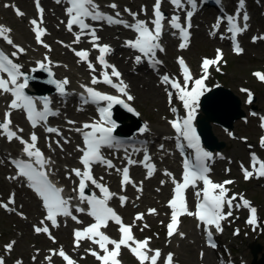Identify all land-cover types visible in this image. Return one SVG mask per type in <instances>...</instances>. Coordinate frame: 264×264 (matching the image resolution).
Masks as SVG:
<instances>
[{
    "label": "snow or ice",
    "instance_id": "obj_1",
    "mask_svg": "<svg viewBox=\"0 0 264 264\" xmlns=\"http://www.w3.org/2000/svg\"><path fill=\"white\" fill-rule=\"evenodd\" d=\"M163 0H155L153 6V16L154 18L149 22L143 19H136L138 13H133L129 9H125L126 12L131 15L135 22L129 23L126 20L120 19L121 13L116 12L115 15H109L100 10V5L96 3V0H56V3H64L67 5L65 12L68 17L66 27L69 32L73 31V27L79 28V32L75 33V39L73 43H80L81 36L90 35L93 47L99 50L100 55L97 57L98 63L103 67L102 80L92 76L91 84L96 85L99 83H104L110 85L111 87L117 89L121 96L110 95L96 90L93 87L82 84L81 88L84 89L87 95L81 94V99L83 103H93L100 105L101 102L105 103V106L98 107V112L100 119L93 121L91 123H85L82 128H77V132H81L83 136V147L78 146V150L82 153L80 156V163L82 168L71 169V174H74L78 178V184L73 187L72 192L76 193L75 196L65 197L63 195L64 189L62 187H57L49 179L50 165L53 163L50 158L45 157L44 153L39 147H37L38 137L35 132L31 133L30 139H25L19 133H23V129L19 128L17 130H12V120L10 119L13 110L23 109L26 113L27 119L33 128L40 124H47V118L51 115H59L58 112H54L50 109V101L48 98L43 99V109H37V99L26 93V89L29 86L30 77L26 75L22 69V65L14 62L12 57H18V54L25 52V49L15 44L10 36L11 29L0 25V39H3L8 45H11L16 51L9 54L5 53L3 49H0V95L10 94L12 99L8 104V110L4 114V119L0 121V135L5 136L8 142H12L14 139L18 141L22 146V152L27 159L16 158L11 159L12 165L16 168V173L7 177L10 181L22 180L27 182V186L32 189L35 194L42 201V206L46 211L45 217L40 221L42 226H34V231L36 233H44L49 236V238L55 240L50 232V228L45 221L51 223L52 227H59L58 217H70L73 221L77 223H82L76 215L73 214L71 201L73 199H78L81 203H87L89 209L87 215L93 218L94 222L82 229L74 230V244L79 247L81 241L87 240L92 244L98 246L100 251L95 249H88L92 256H94L100 264H120L118 259L121 249L127 248L132 252V254L137 258L139 264H158V260L161 257V250L152 249L149 247L150 239L145 238L144 240L137 239L133 234L134 225L125 224L122 217L109 206V201L117 194L110 191L109 188L99 182L93 175L92 167L94 164H102L107 168H115V165L111 160H108L102 154V149L104 147L114 148L118 146L121 142L113 134L117 124L111 118V110L113 105H123L129 112H135L126 101H133L135 97L131 95L128 91V85L122 80L120 71L115 65L108 63L106 56L110 54L113 49L110 45L99 44V37L97 36L96 29L86 22L91 21H106L109 25H123L126 28H131L135 33V39H130L125 42V46L129 47L140 55L134 57L135 63L140 64L144 59L147 60L148 64L152 68H156L157 65L161 64L162 61L157 59V52H163L164 48L160 43V39L164 32V21L166 19L164 13L161 10ZM171 5L174 6L176 10H183L186 6H190V9L186 11L185 23L181 22V16L179 14H174L169 20L170 27L176 32L173 35H179L181 43L179 47L184 49L188 46L190 40V31L192 27L191 20L198 8V0H170ZM36 6L39 12V20L33 19L30 21L33 26L32 30L35 34V39L38 44H42L46 49H50V46L42 40V37L46 35V29L41 27L43 24V13L44 9L40 7V0H36ZM8 7V5H5ZM14 7V6H13ZM108 7L112 9H117L118 5L111 3ZM239 7L243 9L244 0H239ZM146 13V9H142ZM16 13L19 16H23L24 13L19 9H16ZM241 13L238 11L235 15H229L226 17H218L217 23L213 25V28L218 31L221 24L226 21L227 31L231 33V40L233 41V48L236 53H242L243 48L238 43L236 37L238 34H242L247 31L248 25L244 23L243 26L239 23ZM242 20L247 22L249 20L248 14L245 12L242 16ZM152 25V27L149 26ZM216 31L210 33L211 35H216ZM224 38V37H221ZM257 39L264 40V36L253 37V42ZM62 43V42H61ZM69 46V45H66ZM70 47V46H69ZM75 55L80 58L81 62L87 63L88 68L95 72L96 66L89 60L88 50H75L73 49ZM223 57V52L217 49V56L215 59L205 58L202 62L201 68L203 76L199 79L193 80L191 72L186 65L184 59L178 58V63L181 66L184 83H181L171 78L169 75L165 74L161 77V83L170 86L178 92V99L182 102L183 108L186 114L183 117L177 116L176 119L170 120L169 124L177 133V140L181 138L184 143H178L177 147L180 149L181 153H184L185 148L193 150V155L185 156L183 161V175L181 180H176L171 172H165V174L172 178V183L174 184L173 196L168 202L171 211V220L167 225L168 236L171 237L178 227V217L181 215L194 216L197 220L203 224L207 230V236L209 238V244L212 248L217 245L212 242L213 228L215 231H222L221 221L226 218V216L232 215L231 211L227 213L224 212V208L227 205L229 208L232 207L233 201L236 200V196L228 197V189L225 187L228 184L233 183L231 180L224 181L222 183H216L210 179L208 173L210 171L208 161L212 159L213 153L206 151L202 145L200 136L197 133L194 121L196 119L197 109L200 106V97L207 90L204 84V80L207 78L208 69L210 65H216ZM48 64L51 61L45 57ZM40 68L44 70H49L47 64L43 61L37 62ZM108 69H111L109 73ZM219 71V68H217ZM5 74L7 78H5ZM51 74V73H50ZM261 81H264V74L254 73ZM113 77H116L119 82L113 81ZM192 82V87L189 88V82ZM52 83L56 85L59 92L62 95H66V86L70 83L67 78L62 81L53 80ZM167 91V88L165 89ZM242 91L248 92L247 89H242ZM173 93L168 91L169 103L171 104ZM252 102V94L248 92V103ZM171 111L177 113V108L172 107ZM139 115V113H136ZM255 115V113H253ZM264 119V118H262ZM69 124L75 123L69 120ZM264 127V124L261 125ZM87 130V131H85ZM46 131L48 133H55L57 135H62L60 130L55 127H47ZM150 129L147 124L141 129V132H148ZM67 142V140H65ZM56 143L59 145L60 141L57 140ZM261 146L264 147V137L261 138ZM51 147V144H49ZM163 148V145H161ZM151 157L145 154L143 161H140L144 167L148 170L147 177L150 178L155 172V165L149 163ZM2 163V161H0ZM137 161L128 158V164H136ZM251 167L252 171L247 168H243L244 178L247 180L255 174L257 178L264 177V160L260 159L255 153L251 156ZM117 172L122 173L121 184L122 187L128 184H134L129 175L128 167L123 169L116 168ZM70 174V175H71ZM103 178H101L102 180ZM76 182L74 181V184ZM161 183H164L161 181ZM198 183H202L203 187L198 188ZM95 187L99 189L101 193L97 196L95 192L92 195H86V189L90 187ZM191 187L197 189L195 195L197 197L196 211H189L186 200V190ZM142 191V182L137 189ZM139 198V197H138ZM121 206H124L127 202L126 196L119 197ZM242 204H237V207H249V201L240 197ZM15 204V193L9 197L7 203H0V208H3L9 212H15L16 209L10 207L9 205ZM251 218L247 221L249 224H256V208L251 207ZM76 212L83 213L85 209L79 207L75 208ZM149 214H156V209L152 208L148 210ZM23 216V213H18ZM144 213H138L135 217L137 221H143ZM26 218V217H25ZM109 221L114 222L119 226L118 231L120 233V239H113L106 234L102 229L108 227ZM144 228L149 227L144 224ZM143 230V228L141 229ZM183 236V233H180ZM15 241L5 245V249L8 252L13 250ZM111 246V248L109 247ZM102 253V254H101ZM149 253H152L151 255ZM59 255L66 264H76L63 248L59 249L58 253L53 250L52 255L46 257L49 264H52V256ZM173 253H168L164 264H173ZM203 255V253L201 254ZM36 257H33L35 260ZM0 264H5L3 257H0ZM16 264H23L22 261L17 260Z\"/></svg>",
    "mask_w": 264,
    "mask_h": 264
},
{
    "label": "rangeland",
    "instance_id": "obj_2",
    "mask_svg": "<svg viewBox=\"0 0 264 264\" xmlns=\"http://www.w3.org/2000/svg\"><path fill=\"white\" fill-rule=\"evenodd\" d=\"M102 3H107L110 0H99ZM139 4H141V2H138ZM61 13L63 14V11L60 10ZM53 13V12H52ZM3 16L5 21L7 22V24L12 23V25L15 26H20V24L23 25V29L27 32V24L25 22L22 21H18L17 19H15L11 13L10 10H4L3 9V3L0 4V16ZM20 28H16V30L18 31ZM205 28L203 27V29L201 28L200 31L197 32L195 39H194V43L192 45V47L190 48V50L187 53H184L186 58L190 61V63L195 67L197 64L200 63L201 61V57L203 55L205 56H212L213 51H214V46L217 45V43L219 42L218 40H214V41H210L207 39V37L205 36ZM15 32V31H14ZM263 33L264 34V26L261 28V30L259 31V33ZM21 33H15V40L17 42H23V44L27 45L29 44V38L27 36H24L23 40L19 39V35ZM250 41V36L247 37V41H246V52L245 54L238 58V57H234L232 56L230 53L227 55L226 60L223 62V65L220 69V72H223L225 75V70L223 68H227V73L224 77H222V82L221 85L226 86L227 88H230L231 90H233L234 94L238 96L239 100L241 101V105H243L244 102V98L245 96L242 95L239 92V88L240 86H248L250 88L253 89V91L255 92L256 96H257V101L255 103V105L257 106V108L261 111L264 112V93L261 89L262 85H258L255 83V79H254V71L256 70H261L264 72V40H259L258 44L256 45H251L249 43ZM53 50L58 54L59 56V60L61 62H63V64H65V68H69V70L74 73V68L73 66L75 65L74 63H71L69 65H66L67 63L65 62V58L66 56V51L65 48L63 47V45H54L53 46ZM167 52L169 54V56L167 57V63L168 65H171V61H172V68L175 67V49L174 47H171L167 50ZM133 57H131L132 59ZM171 58V61H170ZM166 61V58H165ZM132 69L133 66L131 65ZM167 69V68H166ZM170 70V69H167ZM137 71V70H136ZM132 75L129 73L128 77L130 78ZM151 76V75H148ZM135 78V77H132ZM145 78V79H144ZM143 78V81H139V84L137 86V89L139 92H144V93H149V91L146 89V87H143V83L147 82V84L150 83L151 81V85L153 87H158L157 83L155 81H153V79L151 80L150 77L145 76ZM157 78V77H155ZM134 83V80H132ZM134 87V86H133ZM135 89V88H134ZM136 91V90H135ZM137 92V91H136ZM154 93V92H153ZM138 94V92H137ZM162 102H157L158 97L153 96V97H148L145 98L144 100L141 97H138L137 100V105L139 106V108L141 109V111L143 112V117L153 121L157 124H155V129L157 131H164L166 129V122H164V115L167 114V107H166V95L164 93H162ZM149 95H153V94H149ZM152 99H155V102L152 101ZM244 106V105H243ZM244 111L247 113L248 109L244 106ZM257 121L255 119H253V121L251 122L250 125H244L241 122H237L236 123V131L239 132L240 134H248L251 135V131L252 130H256V126L254 124H256ZM219 140L220 141H224L226 142V149L234 154L237 153H242L244 156H246V149L244 147L243 144L239 143V142H231L230 140L227 139V137H225L222 133H220L219 136ZM15 189V185L12 182H8L5 178H0V191H1V195L4 198H9V195L11 192H13ZM246 190H248L249 195L255 200V202L260 206L261 208V213L262 215H264V189H262L260 187V185L257 184H251L249 186H246L245 188ZM4 198L0 200L4 201ZM27 199V198H26ZM30 204V203H29ZM32 207H34L33 204H31ZM31 207V211L33 212L34 209ZM27 211H29L27 209ZM16 225H19V222L17 220L16 217H12L11 215L8 214H4L1 209H0V232L3 233L4 237H6L5 241H7L10 237H17L19 234L18 233H14L13 229L15 228ZM21 228L22 232L25 231V237L22 239V241L19 243V245L17 246L16 249H18L16 256H22L23 258H25L26 262L28 264H30V262L28 261L29 256L32 254L31 252V245L34 242L39 241V238H35L31 233H30V228L25 224V222H21V224L18 226ZM155 232L157 234H160V228L155 227ZM2 240V239H1ZM251 240H246L244 241V243L239 242L238 243V247H240V252L243 253L244 255H246L248 261L251 263L253 260V256L251 253V249L249 248L248 244L249 242H251ZM259 243H261L262 245V251L259 254V257L261 258L262 254L264 253V239H260L258 240ZM61 242H64V240H62ZM188 243H190V241H187ZM22 244L24 246H26V248H21ZM243 244V245H242ZM191 249H192V254L191 257L186 256V257H182V261L186 264H199V261L197 259V248L195 245H190ZM214 264H216V262L213 260ZM37 264V263H35Z\"/></svg>",
    "mask_w": 264,
    "mask_h": 264
},
{
    "label": "water",
    "instance_id": "obj_3",
    "mask_svg": "<svg viewBox=\"0 0 264 264\" xmlns=\"http://www.w3.org/2000/svg\"><path fill=\"white\" fill-rule=\"evenodd\" d=\"M204 116L199 119V126L201 132L205 135L210 134V123L217 122L225 126H231L233 121L244 116L240 111V105L236 98H234L228 91L218 89L207 96L203 102ZM214 138L209 137L208 142L213 143ZM260 248L254 249V260L252 264H264L263 258L258 260Z\"/></svg>",
    "mask_w": 264,
    "mask_h": 264
},
{
    "label": "bare ground",
    "instance_id": "obj_4",
    "mask_svg": "<svg viewBox=\"0 0 264 264\" xmlns=\"http://www.w3.org/2000/svg\"><path fill=\"white\" fill-rule=\"evenodd\" d=\"M20 3H22V4H27L28 3V1L27 0H18ZM260 3H258V4H256L255 6H254V8H258V7H260ZM60 17H62V13L60 14ZM57 18V17H56ZM59 19H57V21H58ZM57 23V22H56ZM55 23V24H56ZM54 24V25H55ZM21 25V27L20 26H17V27H19V28H23V25L22 24H20ZM53 25H50V27H52ZM16 32H17V30H16ZM104 36L106 37V38H109V37H111L110 36V34H109V32H107L106 34H104ZM19 39L20 40H23L24 39V36H22V34L21 35H19ZM175 54L177 55V56H182V55H185L184 54V52L182 51V50H180L179 48H178V46H177V52H175ZM122 61H123V63H127V58L126 57H122ZM140 68H142V67H140ZM139 68V69H140ZM129 71L126 69V74L128 73ZM70 75L73 77L74 75H73V73L71 72L70 73ZM125 75V74H124ZM130 79L131 80H134V83H133V86H134V88H135V90L138 92V97H141L143 100L145 99V98H147V96L148 97H153V96H155L156 95V97H158V100H157V102H162L161 100H162V96H163V91H162V88L161 87H153L152 85H151V81H150V83L149 84H147V82H145V83H143V87H146V89L149 91V93L147 94V93H144V92H139L138 91V89H137V86H138V84H139V81H141L139 78H132V77H130ZM151 80H152V78H150ZM153 81H155L156 83H157V86H158V82H157V80L156 79H153ZM154 92V93H153ZM58 95L59 94H61V93H57ZM137 94V93H136ZM149 94H153V95H149ZM154 98V97H153ZM152 101H154L155 102V99H152ZM20 119V116H18V115H16L15 116V120L16 121H18ZM69 159H74V156H71V157H68ZM115 177V176H114ZM116 179V178H115ZM151 190V189H150ZM145 203H147V204H152V203H154V201H153V199H150V200H148V201H146ZM82 250H84V249H80V250H73L74 252H75V254H77V255H80L81 254V251ZM180 253L185 257V256H188V254H192V249H191V247L188 245V244H186V243H184V245H183V247L181 248V250H180ZM222 256H225L224 254H220V253H218V257L219 258H221ZM213 260H214V258H213V256L212 255H208L207 256V261H208V264H214V262H213ZM23 264H24V262H23ZM25 264H28L27 262L25 263ZM30 264H32V262H30ZM39 264H49V262H44V260L43 259H41V261L39 262Z\"/></svg>",
    "mask_w": 264,
    "mask_h": 264
}]
</instances>
